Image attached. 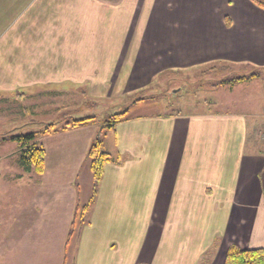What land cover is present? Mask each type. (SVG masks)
I'll use <instances>...</instances> for the list:
<instances>
[{
    "label": "crops",
    "instance_id": "0c3cea01",
    "mask_svg": "<svg viewBox=\"0 0 264 264\" xmlns=\"http://www.w3.org/2000/svg\"><path fill=\"white\" fill-rule=\"evenodd\" d=\"M221 61L264 66V9L251 0H0L1 95L67 84L75 93L87 83L96 95L123 96L163 72ZM93 122L48 136H79L81 161L98 138ZM246 130L212 111L124 116L102 143L113 162L72 260L65 244L80 199L74 181L60 208L51 187L41 207L4 219L5 254L11 260L43 220L67 227L54 264H190L212 249L223 264L231 245L264 250V155L244 151ZM45 170L46 159L41 176L20 169L17 178H44Z\"/></svg>",
    "mask_w": 264,
    "mask_h": 264
},
{
    "label": "rangeland",
    "instance_id": "374dc122",
    "mask_svg": "<svg viewBox=\"0 0 264 264\" xmlns=\"http://www.w3.org/2000/svg\"><path fill=\"white\" fill-rule=\"evenodd\" d=\"M258 1L264 3V0ZM252 73H257V77L251 81L232 87L223 84L227 80ZM85 85L73 86L75 93L70 91L72 87L67 84L60 87L58 89L60 91L47 88L44 90L46 94L39 93V89L30 91L28 89L17 94H0V264L6 262L8 264V260L10 264H54L56 247H59V242L63 240V234L67 229L62 222L46 223L43 220L42 224L36 225V236L21 240L20 248L11 244L14 246V255H10V260L4 250V234L8 233L6 228L9 226H4V219L11 214L14 216L23 209L26 211L41 207L42 200L51 195L54 204L60 208V201L63 205L68 202L66 195L68 190L71 191L73 181L80 190L81 203L85 202L87 192L92 190L93 182L87 152L82 160L78 161L81 153L79 136L76 138L74 133L66 136L54 134L43 136L42 134L50 127L51 134L73 121L94 118L92 126L97 129L96 137L99 136L101 143L109 144L112 135L109 130L103 129V126L107 118L115 114L126 111L125 116L137 117L144 114L164 116L212 111L246 123L244 151L262 152L264 155L262 65L221 61L166 71L155 76L148 85L123 96H108L105 93L96 95L99 91L97 87ZM61 91L68 95H54ZM140 99H145L144 103L136 105ZM32 133L37 136L35 142L38 146L43 145L47 151L45 171H49L50 174L44 178L26 176L20 181L17 172L21 169V151L19 142L13 138ZM94 139L95 142L97 138ZM40 182L44 184L43 187L39 186ZM51 187L57 192L50 195L48 188ZM23 189L25 193L22 192ZM46 202L49 205V200L46 199ZM161 228L156 230L160 240L164 236ZM75 238L71 240L66 254L71 260L76 246ZM47 239L52 240L50 247L44 244ZM187 241V245L192 243L191 240ZM46 250L49 251L48 256L44 253ZM216 255V251L212 249L200 258L188 259L191 260L190 264H221L222 255Z\"/></svg>",
    "mask_w": 264,
    "mask_h": 264
},
{
    "label": "trees",
    "instance_id": "16d2710c",
    "mask_svg": "<svg viewBox=\"0 0 264 264\" xmlns=\"http://www.w3.org/2000/svg\"><path fill=\"white\" fill-rule=\"evenodd\" d=\"M251 1L259 8L264 9L263 2H260L258 0H251ZM256 77H257V73H252L249 74L248 76H242L235 79L227 80L223 84L232 87L241 83L251 81ZM144 100L145 99H140L138 100V102L140 103L143 102ZM125 114L126 111L124 113L115 114L107 118V120L104 123L105 125L103 126V129L104 128L107 130L113 129V127L124 118ZM91 120H94V118H87L83 120L73 121L72 123L67 124L66 127L69 126L82 127ZM51 131H52V127L48 128L42 135L50 134ZM36 138L37 136L32 133L26 136L14 137L13 139L19 142L20 145L21 169L25 173L28 174L34 173L38 176H41L44 173V169H45L46 151L41 145L38 146L36 144L35 142ZM87 159L89 161V171L93 179L92 194L89 201L84 205L81 204L78 196L72 221L70 223L67 234L65 248H67L70 245L71 240L77 236L78 232L76 233V231L79 230V228L87 222V215L89 212V208L96 200L98 188L102 180L103 167L106 163L113 162V159L103 150V146L99 139V136L97 140L94 142V144H92L91 147L89 148L87 152ZM117 161L114 162L118 163ZM76 186L78 187V185ZM223 264H264V250L263 249L246 250L239 248L236 245H231L226 251Z\"/></svg>",
    "mask_w": 264,
    "mask_h": 264
}]
</instances>
